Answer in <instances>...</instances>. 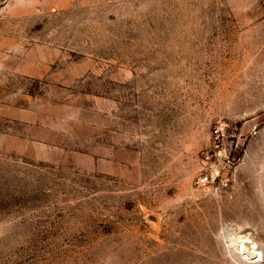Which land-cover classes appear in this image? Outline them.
Listing matches in <instances>:
<instances>
[{
	"label": "rangeland",
	"instance_id": "374dc122",
	"mask_svg": "<svg viewBox=\"0 0 264 264\" xmlns=\"http://www.w3.org/2000/svg\"><path fill=\"white\" fill-rule=\"evenodd\" d=\"M0 264H264V0H0Z\"/></svg>",
	"mask_w": 264,
	"mask_h": 264
},
{
	"label": "built area",
	"instance_id": "2783aa9c",
	"mask_svg": "<svg viewBox=\"0 0 264 264\" xmlns=\"http://www.w3.org/2000/svg\"><path fill=\"white\" fill-rule=\"evenodd\" d=\"M220 131L221 129L219 127H217L214 131L215 133V138L218 140L219 136H220ZM210 175L204 173V174H200L198 176V179L195 181V183L198 185V186H205V185H208L211 180H210Z\"/></svg>",
	"mask_w": 264,
	"mask_h": 264
}]
</instances>
